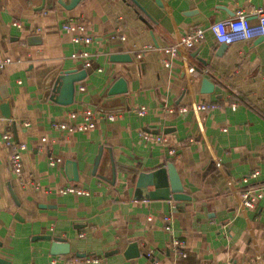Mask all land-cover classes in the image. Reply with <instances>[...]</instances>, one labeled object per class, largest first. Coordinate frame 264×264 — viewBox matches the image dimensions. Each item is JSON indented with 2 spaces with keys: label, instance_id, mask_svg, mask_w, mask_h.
Segmentation results:
<instances>
[{
  "label": "crops",
  "instance_id": "obj_1",
  "mask_svg": "<svg viewBox=\"0 0 264 264\" xmlns=\"http://www.w3.org/2000/svg\"><path fill=\"white\" fill-rule=\"evenodd\" d=\"M263 5L79 0L68 9L58 0H0V58L10 59L0 68V102L9 115L0 109V264H264V191L244 207L237 183L258 171L250 183L264 184V37L222 46L209 29ZM76 18L89 43L73 42L80 33L61 28ZM196 26L202 42L180 49L165 67L161 49ZM82 70L70 102L64 86L45 94L52 72L59 78ZM203 78L212 92H203ZM119 79L127 92L111 97ZM198 102L216 107L195 111ZM141 106L142 116L134 111ZM181 106L188 111L179 113ZM84 107L126 111L85 131L52 127ZM5 134L26 145L23 183L11 169ZM68 160L76 162L77 180L69 179ZM168 164L184 198L136 199L139 173ZM133 244L137 253L128 257Z\"/></svg>",
  "mask_w": 264,
  "mask_h": 264
},
{
  "label": "built area",
  "instance_id": "obj_2",
  "mask_svg": "<svg viewBox=\"0 0 264 264\" xmlns=\"http://www.w3.org/2000/svg\"><path fill=\"white\" fill-rule=\"evenodd\" d=\"M248 13L249 14H246L243 10H240L232 18H228L211 24L209 29L212 32L216 42L230 45L238 41H246L254 38L264 37V5L259 7L252 6L250 10H248ZM250 15H253L255 19L252 20L250 18ZM15 25L18 26V24L16 23ZM61 28L63 30L80 33L78 35H73L72 41L75 43H89L91 41V38L89 36L82 34L84 27L83 24L77 18L71 19L63 23ZM123 38V36L120 37V39ZM203 39V28L199 26L189 28L183 35H180L179 38L173 44L161 49L163 53L162 64L165 67L169 68L171 66V60L178 55L180 49L194 48L199 45ZM145 48L148 49L151 48V46L148 45ZM145 48L144 50H146ZM79 56L87 58L88 54L87 52H81ZM138 56L140 57L141 53H139ZM9 62V58H0V68H2ZM88 66L89 62L86 61L85 67ZM189 71L192 72L193 69L190 68ZM194 81H197V79L194 78ZM215 107L216 105L214 103L198 102L192 106V109H194L195 111H205L213 109ZM165 110L168 113L174 111L173 108L168 107H166ZM125 111L126 110H115L110 112H104L98 107H84L78 111H68L65 115V119L60 121H54L52 123V127L66 130L67 132L85 131L93 128L95 126V122L98 119L104 118L109 121H113L116 118L122 116ZM134 111L142 116L146 113V108L144 106H141L139 108H135ZM187 111L188 108L185 106H181L178 108L179 113H186ZM78 116L81 118L80 120L74 122L69 121L75 120ZM144 137H147V135H144ZM154 138L164 144H168L167 138L163 135L155 136ZM3 144L8 149V158L12 171L16 174L18 180L23 183L24 175L22 170V151L26 149V145L24 143L14 142L8 134H5L3 136ZM170 153H173V151H170ZM57 161L59 160L57 159ZM258 174V171H253L248 175L237 180V183H240L241 185L239 189V197L241 200V204L244 207H253L256 201L260 197H262L264 191V184L253 185L250 183L251 180L255 179L258 176ZM65 191H75L78 193L83 192L75 188H67ZM164 221L166 223V230H170V226L168 224L169 218H164ZM174 244L176 245V247L182 248L184 242L176 240L174 241ZM181 254L183 256L186 255L185 252H182ZM83 262L95 263L97 262V258L84 257Z\"/></svg>",
  "mask_w": 264,
  "mask_h": 264
},
{
  "label": "water",
  "instance_id": "obj_3",
  "mask_svg": "<svg viewBox=\"0 0 264 264\" xmlns=\"http://www.w3.org/2000/svg\"><path fill=\"white\" fill-rule=\"evenodd\" d=\"M79 0H71L69 4H64L62 0H58V2L64 6L65 8H72L75 4H77ZM263 37H259L261 39ZM222 46H225L226 44L221 43ZM118 58V57H117ZM119 59V58H118ZM86 74V70L80 71L79 76H64L56 78L55 72H52L48 75L46 82H45V94H49L52 90V87L54 85V92L58 88L64 86L65 92H66V102L71 101L72 96L74 94V82L79 81L84 75ZM202 89L204 93H210L213 91V83L208 78H203L201 80ZM125 92H127L126 86L122 79H119L114 86L109 90L108 94L111 95V97H114L116 95H123ZM123 97V96H120ZM122 99V98H120ZM65 102V103H66ZM7 107V104H4L0 102V109L2 117L9 118V115L5 112ZM99 157L100 154L96 157L94 170L96 169L98 163H99ZM67 164H70L72 166L71 170V176L70 180H77V167L76 162L68 160ZM111 172L112 177H114L115 168L113 164H111ZM152 186L153 190H146V187ZM134 197L136 199H163V200H180L183 199L184 196L182 195V186L180 184L179 176L173 166V164H168L167 167H159L155 170H152L150 172H141L139 173V176L136 180V190ZM134 250V251H132ZM59 252H62L60 250H57ZM63 252H68V249H66ZM56 253V252H55ZM136 255V244L131 245L128 248V253L126 256L132 257L133 255ZM1 261V260H0Z\"/></svg>",
  "mask_w": 264,
  "mask_h": 264
}]
</instances>
